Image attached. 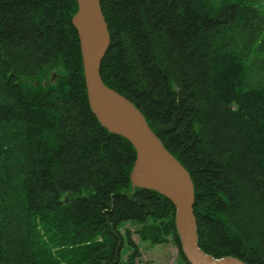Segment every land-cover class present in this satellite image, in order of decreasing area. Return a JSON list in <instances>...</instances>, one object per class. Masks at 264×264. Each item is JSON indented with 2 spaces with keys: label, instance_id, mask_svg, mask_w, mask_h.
<instances>
[{
  "label": "trees",
  "instance_id": "obj_1",
  "mask_svg": "<svg viewBox=\"0 0 264 264\" xmlns=\"http://www.w3.org/2000/svg\"><path fill=\"white\" fill-rule=\"evenodd\" d=\"M101 5L102 79L190 173L200 247L264 264V0ZM77 10L0 0V264H134L128 223L189 264L174 205L132 187L135 149L90 109Z\"/></svg>",
  "mask_w": 264,
  "mask_h": 264
},
{
  "label": "water",
  "instance_id": "obj_2",
  "mask_svg": "<svg viewBox=\"0 0 264 264\" xmlns=\"http://www.w3.org/2000/svg\"><path fill=\"white\" fill-rule=\"evenodd\" d=\"M76 2L78 10L72 24L80 40L89 106L103 128L126 139L135 149L132 187L154 191L172 202L182 252L189 264H247L232 256L216 259L199 247L195 186L190 173L155 134L144 113L104 83L101 67L111 35L101 0Z\"/></svg>",
  "mask_w": 264,
  "mask_h": 264
},
{
  "label": "rangeland",
  "instance_id": "obj_3",
  "mask_svg": "<svg viewBox=\"0 0 264 264\" xmlns=\"http://www.w3.org/2000/svg\"><path fill=\"white\" fill-rule=\"evenodd\" d=\"M137 229L138 226L136 224L128 223L121 230L123 235H126V231H130L131 238L138 247L139 257L135 258L134 264H185L180 257L179 248L172 241L160 245L143 242L136 233ZM134 253V249L126 246L121 254V264H128L130 256Z\"/></svg>",
  "mask_w": 264,
  "mask_h": 264
},
{
  "label": "bare ground",
  "instance_id": "obj_4",
  "mask_svg": "<svg viewBox=\"0 0 264 264\" xmlns=\"http://www.w3.org/2000/svg\"><path fill=\"white\" fill-rule=\"evenodd\" d=\"M198 244H199V241H198ZM199 247H200V245H199ZM201 248V247H200ZM202 249V248H201ZM203 250V249H202ZM204 251V250H203ZM205 252V251H204ZM206 253V252H205ZM207 254V253H206ZM212 256V255H211ZM214 257V256H213ZM214 258H216V257H214ZM222 258H225V257H222ZM222 258H216V259H222Z\"/></svg>",
  "mask_w": 264,
  "mask_h": 264
}]
</instances>
